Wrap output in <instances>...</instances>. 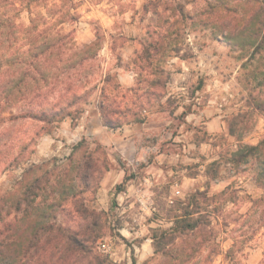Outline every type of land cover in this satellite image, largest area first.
<instances>
[{
    "label": "rangeland",
    "instance_id": "1",
    "mask_svg": "<svg viewBox=\"0 0 264 264\" xmlns=\"http://www.w3.org/2000/svg\"><path fill=\"white\" fill-rule=\"evenodd\" d=\"M159 1L182 0H11L16 9L7 16L28 26L32 8V17L45 19L40 17L41 29L71 33L77 47L94 41L96 29L101 28L104 43L94 67L97 77L106 72L115 75L125 91L136 88L133 93L140 101L146 99L139 96L149 87L144 83L137 90V76L128 67L148 32L165 30L155 12L163 17L170 13L151 4ZM183 1L194 18L180 35L179 31L172 35L173 46L155 60V67L163 71L162 85L149 93L158 92L161 99L138 112L144 122L117 130L96 122L91 111H99V87L74 120L68 118L41 136L21 165L0 170V192L17 190L24 172L33 166L42 165L30 179L54 165L65 168L70 161L76 164L90 156L99 173L89 188L79 186L77 202L99 216L101 237L95 253L111 264H264V188L256 185L249 164L235 168L230 162L239 144L256 146L264 140V115L249 106L250 95L264 100V84L257 87L264 83L263 67L258 56L251 59V51L216 38L213 25L201 23L205 17L201 0ZM236 3L231 0L230 5ZM17 113L14 108L4 114V128L15 124L8 118ZM246 113L248 130L240 139L231 136L230 121ZM213 121L220 122L217 132L209 130ZM16 126L25 138L34 131L28 121ZM130 126L138 128L133 135L117 134ZM140 192L151 199L149 212L137 201ZM204 192L207 200L198 195ZM192 196L196 203L189 212L201 227L174 232L175 221ZM57 224L75 230L81 221L74 213H64L58 215ZM101 241L109 243V253L99 249Z\"/></svg>",
    "mask_w": 264,
    "mask_h": 264
},
{
    "label": "trees",
    "instance_id": "2",
    "mask_svg": "<svg viewBox=\"0 0 264 264\" xmlns=\"http://www.w3.org/2000/svg\"><path fill=\"white\" fill-rule=\"evenodd\" d=\"M10 1L0 0L2 172L21 165L33 153L34 150L30 148L36 145L41 136L52 133L57 124L68 118L74 120L82 112L83 104L99 87L98 109L103 126L117 130L124 124L143 123L145 118L138 112L161 99L160 93H153L156 96L149 93L150 88L162 85L159 76L163 71L159 66L155 67V60L173 46V40H170L172 35L178 31L180 35V30L188 28V21L194 18L187 12L183 0L151 2L152 5L162 6L170 14L163 17L155 12L160 28L162 26L165 30L148 32L141 50H136L129 62L132 67H128V70L137 76V90L143 89L144 83L149 87L139 96L146 99L139 101L133 93L136 88L125 91L116 82L115 75L106 72L97 77L94 67L104 43L101 28L96 29L94 41L77 47L71 33L63 34L58 30L52 33L49 27L41 29L39 21L42 16L32 17V8L28 10L30 24H18L7 16L11 8L16 9ZM201 1L204 4L201 15L205 16L201 23L213 25L211 28L216 38L223 37L240 50L251 51V59L258 56L259 65L263 67L260 75L264 80V0H237L235 7L230 5L231 0ZM70 17L71 20L76 19ZM170 18H173L172 22ZM179 24H182V28L177 27ZM173 51L178 52L179 48L175 47ZM154 76L157 80L152 78ZM263 84L259 83L257 87ZM250 98L249 106L264 115V100L259 102L252 95ZM14 108L18 109V113L8 120L15 124L4 128V114ZM132 113L134 118L130 119ZM247 116V113L236 115L230 121L231 136L240 139L242 133L248 130ZM24 121L34 125L32 135L27 138L15 131L18 130L16 125ZM230 162L235 168L249 164L254 170L256 185L264 188V140L256 146L239 144ZM73 164L70 161L65 168L54 165L51 171L30 179L33 171L42 167L33 166L24 172L17 190L0 192V264H111L108 259L95 253L94 245L101 237L99 216L77 202V189L79 186L89 188L91 179L98 175L99 169L90 161V156ZM198 195L207 200L206 192ZM195 198L192 196L183 208V215L175 221L174 232H194L201 227L189 212V208L196 203ZM69 202L73 203L67 209ZM64 213L76 214L81 226L71 230L57 224L58 215ZM164 255L170 259L173 257L167 253Z\"/></svg>",
    "mask_w": 264,
    "mask_h": 264
},
{
    "label": "built area",
    "instance_id": "3",
    "mask_svg": "<svg viewBox=\"0 0 264 264\" xmlns=\"http://www.w3.org/2000/svg\"><path fill=\"white\" fill-rule=\"evenodd\" d=\"M137 201L140 207L142 208V210L148 211V212L151 210V207H152L151 199L143 192H140L138 194ZM99 249L102 252L109 253V251L111 250V246L109 245L107 241H101L99 242Z\"/></svg>",
    "mask_w": 264,
    "mask_h": 264
},
{
    "label": "crops",
    "instance_id": "4",
    "mask_svg": "<svg viewBox=\"0 0 264 264\" xmlns=\"http://www.w3.org/2000/svg\"><path fill=\"white\" fill-rule=\"evenodd\" d=\"M91 115H92V118H96V122L98 120L99 122L102 123V120L100 119V112L99 111H97V110L96 111H91ZM96 129L99 131V129L97 127H96ZM136 129H138L136 126L135 127L130 126L128 128L121 129L120 131L117 132V134H120V133H123L124 134L125 133L124 134L125 136H131V135H133L135 133ZM209 130L211 132H217V131H219L220 130V122L213 121L211 123V125L209 126Z\"/></svg>",
    "mask_w": 264,
    "mask_h": 264
}]
</instances>
